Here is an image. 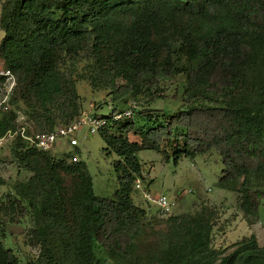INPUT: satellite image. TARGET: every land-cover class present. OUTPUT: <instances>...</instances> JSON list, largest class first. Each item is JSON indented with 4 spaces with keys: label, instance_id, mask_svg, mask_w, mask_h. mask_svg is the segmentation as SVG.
Returning a JSON list of instances; mask_svg holds the SVG:
<instances>
[{
    "label": "trees",
    "instance_id": "trees-1",
    "mask_svg": "<svg viewBox=\"0 0 264 264\" xmlns=\"http://www.w3.org/2000/svg\"><path fill=\"white\" fill-rule=\"evenodd\" d=\"M0 5V58L16 76L11 104L33 122L28 133L55 130L58 121L64 125L80 113L78 80L94 91L107 90L115 114L131 100L165 98L162 84L183 78L184 106L173 115L148 126L134 117L144 120L149 110L136 109L100 131L120 158L114 165L119 187L111 196L95 195L86 164L68 162L71 153L52 155L20 137L11 142L13 159L30 173L15 182L10 196V204L30 217L27 241L38 253L29 264H264V245L254 234L217 257L212 232L218 214L204 205L170 214L166 230L142 243L151 221L132 197L142 177L138 152L169 143L175 160L220 155L218 186L239 194L238 208L249 224L260 218L264 0H1ZM15 123L13 110L3 113L0 135ZM18 263L0 241V264Z\"/></svg>",
    "mask_w": 264,
    "mask_h": 264
},
{
    "label": "rangeland",
    "instance_id": "rangeland-1",
    "mask_svg": "<svg viewBox=\"0 0 264 264\" xmlns=\"http://www.w3.org/2000/svg\"><path fill=\"white\" fill-rule=\"evenodd\" d=\"M3 36L0 28V42ZM0 67L4 68L1 58ZM1 83H4L3 79L0 80V85ZM182 85V75H177L162 84L165 98L150 102L144 98L141 103L136 101L138 110L148 109L149 112L146 119L135 116L134 120L149 126L173 115L184 106L179 99ZM76 86L80 97V111L93 110L101 116L110 115L113 105L107 90L94 91L85 80H78ZM173 95L177 97L173 98ZM29 123L33 125L32 121ZM60 125L63 123L58 121L56 127ZM75 138L78 141L75 147L68 143L69 139L62 138L50 153L56 156L71 153L73 159L67 160L68 162L81 161L86 164L95 195H113L119 187L114 165L120 158L107 147L100 132L88 133L84 128L76 132ZM10 145L11 143H6L0 149V241L5 248L14 251L18 264H29L36 262L38 253L37 248L27 241L30 217L24 215L20 205L10 204V196L14 193L12 187L15 182L25 179L30 173L18 166L11 155ZM138 158L142 172L147 173V178L142 180V189L151 195H165L171 203L172 215L195 211L201 205L216 210L218 217L212 232V245L217 251V257L228 254L232 245L244 236L254 234L259 245H264V205L260 209V218L249 224L238 208L239 194L218 186L223 168L220 155L205 153L195 157L181 156L175 160L171 145L163 143L159 149L139 151ZM132 197L137 205L147 211V220L151 221L145 226V233L139 241L151 242L157 237L156 232L166 230L164 219L167 217L163 218L157 213L156 206L143 198L141 190L134 189ZM94 250L98 256L104 255L98 246ZM105 264L113 263L108 260Z\"/></svg>",
    "mask_w": 264,
    "mask_h": 264
},
{
    "label": "built area",
    "instance_id": "built-area-1",
    "mask_svg": "<svg viewBox=\"0 0 264 264\" xmlns=\"http://www.w3.org/2000/svg\"><path fill=\"white\" fill-rule=\"evenodd\" d=\"M0 78L4 83L0 85V116L13 110L15 113V127L8 129L0 135V149L6 144L11 143L15 138L20 137L29 142V144L41 151H50L57 144L60 139L67 138L71 146L78 144L75 138L76 132L81 129H86L88 133L100 132L109 123L119 121L124 118L132 116L133 112L137 109L138 104L136 101H129L126 108L109 116L98 115L95 111H80L71 121L64 125H60L52 131H33L28 133L30 124L27 116L19 108H15L11 104V97L16 86V78L11 70L0 67ZM143 177V178H142ZM142 177H138L134 182V189L141 190L143 198L153 203L157 208V213L161 217H168L171 211V203L168 198L163 194L151 195L147 190L142 189V180L147 178V173L142 172Z\"/></svg>",
    "mask_w": 264,
    "mask_h": 264
},
{
    "label": "crops",
    "instance_id": "crops-1",
    "mask_svg": "<svg viewBox=\"0 0 264 264\" xmlns=\"http://www.w3.org/2000/svg\"><path fill=\"white\" fill-rule=\"evenodd\" d=\"M59 144H60V142H59Z\"/></svg>",
    "mask_w": 264,
    "mask_h": 264
}]
</instances>
